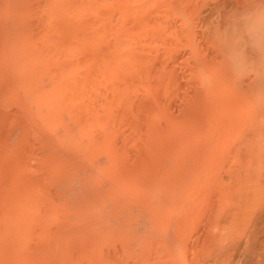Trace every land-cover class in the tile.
<instances>
[{"label":"bare ground","instance_id":"obj_1","mask_svg":"<svg viewBox=\"0 0 264 264\" xmlns=\"http://www.w3.org/2000/svg\"><path fill=\"white\" fill-rule=\"evenodd\" d=\"M253 3L0 0V264H264Z\"/></svg>","mask_w":264,"mask_h":264},{"label":"clouds","instance_id":"obj_2","mask_svg":"<svg viewBox=\"0 0 264 264\" xmlns=\"http://www.w3.org/2000/svg\"><path fill=\"white\" fill-rule=\"evenodd\" d=\"M231 39L241 81L253 76L257 90L264 95V0H254L250 10L235 18Z\"/></svg>","mask_w":264,"mask_h":264},{"label":"rangeland","instance_id":"obj_3","mask_svg":"<svg viewBox=\"0 0 264 264\" xmlns=\"http://www.w3.org/2000/svg\"><path fill=\"white\" fill-rule=\"evenodd\" d=\"M25 259H26V258H24V260H25ZM27 259H30V258H27ZM27 259H26V260H27ZM31 259H32V261H33V258H31ZM31 259H30V261L27 260V261H29V262L25 261V264H27V263H28V264H32ZM34 259H35L34 261H36L37 258H34ZM40 260H41V258H40ZM34 261H33V262H34ZM39 262H40V261L37 260V262H34V263L37 264V263H39ZM129 262H130V261H129ZM133 262H134V261H132V262H130V263L132 264ZM135 262H136V261H135ZM34 263H33V264H34Z\"/></svg>","mask_w":264,"mask_h":264}]
</instances>
